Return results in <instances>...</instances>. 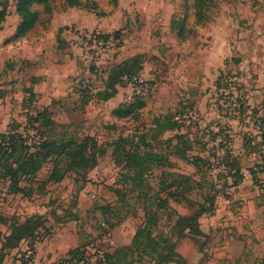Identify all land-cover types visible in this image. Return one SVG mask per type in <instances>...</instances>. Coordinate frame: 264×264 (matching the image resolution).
Masks as SVG:
<instances>
[{
	"label": "rangeland",
	"instance_id": "obj_1",
	"mask_svg": "<svg viewBox=\"0 0 264 264\" xmlns=\"http://www.w3.org/2000/svg\"><path fill=\"white\" fill-rule=\"evenodd\" d=\"M96 1L99 11L107 16L81 9L64 13L63 0H54L52 15L42 5L35 6L41 11V25L10 42L18 14L16 1L8 0L0 58L6 57L13 65H23L18 56L31 51L41 37L53 43L57 39L54 30L61 26H69L72 32L99 28L111 34L123 28L124 33L92 64L71 47L65 50L73 62V73L63 87L66 95L54 103V116L58 121L77 123L82 134L94 135L104 153L87 175L69 172L60 183L46 182L53 166L50 162L32 184L31 196L0 199L1 256L7 264L14 260V249L4 247L11 224L46 212L49 217L39 234L41 242L61 233L60 239L67 246L116 253L114 262L130 264L126 248L146 220L141 192L154 194L159 190L162 168L148 171L144 185L133 189L124 177L128 174L125 163H117L109 144L120 135L139 137L152 126L155 116L169 113L188 116L179 122L193 139L187 154L201 158L197 166L170 156L167 184L174 180L172 174L184 173L194 176L201 187L192 183L182 202L169 198L168 207H163L153 227L157 236H169L178 243L177 249L184 256L169 264H264V0H208L202 22L195 17L194 0ZM47 25L51 31L44 34L41 27ZM136 54L144 55L145 78L152 87L150 95L142 98L144 107L135 105L131 115L118 117L116 110L138 98L126 89L107 102L94 100L81 108L75 89L79 81H88L98 89L102 86L100 75H106L110 65ZM8 69L0 71V89L6 93L0 97V130L14 120L23 126L27 122L22 101L31 68L23 70L20 82ZM221 70L229 73L224 84L234 93L228 88L217 89ZM240 96L249 104L248 111L241 114ZM171 135L167 132L165 137ZM160 142L155 141V146L159 148ZM227 151L239 157L245 174L238 186L233 183L234 171L228 175ZM43 181L46 185L41 191L38 188ZM165 194L161 192V196ZM213 195L217 197L216 210L200 217L203 231L195 235L186 231L179 236L177 214L191 215L203 205L212 206L207 197ZM134 264L158 263L145 259Z\"/></svg>",
	"mask_w": 264,
	"mask_h": 264
},
{
	"label": "trees",
	"instance_id": "obj_2",
	"mask_svg": "<svg viewBox=\"0 0 264 264\" xmlns=\"http://www.w3.org/2000/svg\"><path fill=\"white\" fill-rule=\"evenodd\" d=\"M15 1L20 21L17 24L13 38L26 36L41 21V11L36 9L35 6L42 5L44 11L51 15L54 12V0ZM207 2L208 0H194L195 17L199 22H202L206 17L205 7ZM63 4L62 11L77 7L94 12L99 16L108 15V13L99 11L100 6L96 0H63ZM8 7V0L6 2L0 0V31L7 19ZM185 19L182 20V25ZM68 28V26H64L58 30L57 42L59 47L67 46L62 34ZM123 31V28L118 29L112 35L115 39H121ZM144 61L143 54H136L113 63L108 67L106 75H100L102 86L98 89H94L88 81H79L75 85V89L81 97V108H84L95 99L106 102L115 97L118 93V86L122 85V76L125 73H141L144 69ZM24 62L22 60V63ZM13 67L14 65L11 62L6 64V68L11 69ZM94 70L95 67L93 66ZM228 74L227 70H221L216 86L218 90L228 88L231 93H234L231 87L224 84L225 76ZM39 80H41L40 77L32 78V85L24 90L26 96L22 101V105L27 112L26 124L23 126L22 122L14 120L5 132H0V178L9 183L7 196L17 194L31 196L32 184L38 178V174L50 162L53 163V166L49 171L46 182L59 183L69 172H73L77 176L87 175L98 165L101 155L104 153L94 135L79 132L78 124L75 122L60 123L56 121L53 117V111L48 106L38 104L33 85ZM5 94V91L0 89V97H4ZM238 103L239 114L248 111L249 104L243 96L238 98ZM135 105L142 108L145 106V102L138 97L135 102L124 104L116 110V115L118 117L131 115ZM260 127L263 129L262 125ZM167 132H171L172 135L165 137ZM155 141H161L159 148L155 146ZM262 143H264V137ZM193 144V139L190 138L187 132L182 131L181 124L176 117L169 113L155 116L152 126L139 137L120 135L110 142L109 145L113 149L112 153L117 163H125L128 174L124 177L133 185V189L144 185L148 171L162 168L159 177V190L154 194L143 190L141 192L146 220L137 228L131 244L126 248L131 258L130 264L145 259L156 261L158 264H169L176 262L178 259H184L182 253L177 249L178 243L173 242L169 236H157L153 227L159 222L163 207H168L169 198L182 202L188 197L187 195L192 189V183H195L197 187H201L199 183H196L197 180H194V176L184 173L172 174L171 176H175L174 180L170 184L166 182V176L169 174L167 169L172 164L170 159L172 154L182 160L192 161L193 164L199 166L201 158H190V155L187 154L188 150L192 149ZM224 160L229 165L227 167L228 175L234 171L235 180L233 183L238 186L245 177L239 157L227 151ZM45 185L46 183L43 181L38 189L42 191ZM163 191H166L165 196H161ZM216 199V195L208 196L207 200L211 202L212 206L203 205L191 215L177 214L178 218L175 226L179 230V236L185 234L186 231L193 235L200 234L203 231L200 226V217L215 212ZM154 206L155 208H153ZM104 209L105 207L101 206L103 214L105 213ZM47 221V214H34L24 220L15 221L10 226V233L4 239V247L14 249L22 241H27L29 246L34 249L36 243L43 238L39 234ZM89 254V250L77 245L64 258H61L59 264H79ZM106 256L109 264H112L116 259V253L109 252ZM113 264H117V261Z\"/></svg>",
	"mask_w": 264,
	"mask_h": 264
},
{
	"label": "crops",
	"instance_id": "obj_3",
	"mask_svg": "<svg viewBox=\"0 0 264 264\" xmlns=\"http://www.w3.org/2000/svg\"><path fill=\"white\" fill-rule=\"evenodd\" d=\"M72 9H80V8L73 7V8H69L63 12L66 13ZM81 10H83V9H81ZM19 21H20V19L18 17V23H19ZM40 25H41L40 22L37 23L36 26L30 32H33ZM16 27H17V25L15 26L14 32L16 30ZM61 27H64V26H61ZM41 28L43 29L42 31L44 34L51 31L50 25H47V27L42 26ZM59 28L57 30H54V32L56 31V33H58ZM119 29H121V28H119ZM4 30L5 29L3 26V29L0 31V39L3 36ZM67 30H69V32ZM14 32L13 33L11 32L12 34L10 36V38H11L10 42L20 40L21 38L26 37L30 33L29 32L24 37L13 38ZM66 32H68V33H66ZM75 34L76 33L72 32V28H70V27L63 32L62 35L66 40V44H67L66 47H59L57 39L53 40V43L51 42V44H50V43H48L50 41H48V42L46 40L43 41V39L41 37V40H38L39 42L37 41V43H35L32 47H30L31 51L27 52L24 50L25 52L18 56V57H20L18 60H21V62H22V60L25 61L23 63V65L20 64V66H19V65L15 64L13 68L7 70V71H10L11 74L14 73L15 77H17V80H19V82H20L22 79L23 70H28L31 68V71H30L31 74H29V77H30L29 81L24 82L26 85L24 87V90L26 87L32 85L31 84L32 78L40 77L41 80H39L37 83H35L33 85L34 91L37 94L38 104L41 106H48L52 111H53V106H54L55 101H59L61 99V97L66 95V90L63 87L69 82L70 75L73 73L72 72L73 70L71 69L73 62H72V60L69 59L70 58L69 55H66L65 50L67 48L69 49V47H71L74 50V52L75 51L79 52L82 55V57L85 58V54L82 51V49L73 47L71 45V40L75 37ZM45 42H47V43H45ZM25 47L23 49H25ZM0 48H1L0 49V53H1L0 55H2L3 54V52H2L3 47L0 46ZM20 50L21 49H17L16 51H20ZM0 59H1L0 60V71L1 70L4 71V70H6V64L9 61L6 60L7 59L6 57L0 58ZM2 59H4V60L2 61ZM141 74L145 77L146 69H143ZM126 89L129 91V89L127 87L119 85L117 95L122 93L123 90H126ZM25 96H26V93H24L23 97L25 98ZM79 99L81 101L80 96H79ZM98 101L105 102V101H101V100H98ZM89 104H87L86 106H88ZM114 113L116 114V111ZM53 117L56 121H58L54 116V112H53ZM58 122L70 123V122H63V121H58ZM1 126H2L1 129H3L4 126L3 125H1ZM8 127H9V125H8ZM8 127L5 130L4 129L0 130V132H5L8 129ZM245 150H246V148H245ZM247 152L251 153V150L247 149ZM44 207H46V206H44ZM40 214H47V213L41 212ZM48 217L49 216H47V219H48ZM61 235H62L61 233L53 234V236L49 237L45 241H42L36 245V254H37L38 262H39L38 264H50L53 262H59L61 260V258H64L71 249H73L77 246V245L67 246L66 242L63 239H60ZM27 245H28L27 241L21 242L22 247H26Z\"/></svg>",
	"mask_w": 264,
	"mask_h": 264
},
{
	"label": "built area",
	"instance_id": "obj_4",
	"mask_svg": "<svg viewBox=\"0 0 264 264\" xmlns=\"http://www.w3.org/2000/svg\"><path fill=\"white\" fill-rule=\"evenodd\" d=\"M75 33V37L71 40V45L82 49L86 57V62L90 64H92L102 52L113 48L116 42L115 37L111 33H105L99 28L92 31L78 30ZM122 86L127 87L129 92L131 91L132 97L139 98L149 96L152 90L150 82L141 73H125L122 76ZM186 118H188L187 115L176 117L178 122H184ZM8 189L9 183L0 178V199L7 196ZM41 240L38 241L36 245L40 243ZM36 245L34 249L31 248L29 244L26 247H22L20 244L17 248H14L12 253L14 255V260L9 262V264H38ZM0 264H7L6 260L1 256V248ZM50 264H59V262ZM79 264H109V262L106 253L98 250L91 251L89 256Z\"/></svg>",
	"mask_w": 264,
	"mask_h": 264
}]
</instances>
